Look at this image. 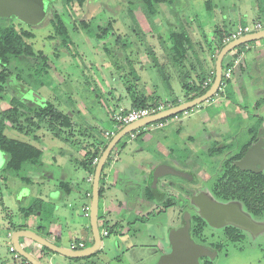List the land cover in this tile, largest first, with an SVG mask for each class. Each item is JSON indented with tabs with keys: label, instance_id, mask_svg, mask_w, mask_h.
Masks as SVG:
<instances>
[{
	"label": "rangeland",
	"instance_id": "rangeland-1",
	"mask_svg": "<svg viewBox=\"0 0 264 264\" xmlns=\"http://www.w3.org/2000/svg\"><path fill=\"white\" fill-rule=\"evenodd\" d=\"M50 1L56 3L53 11L63 15L70 40L67 39L64 43L59 36L54 35L49 13L37 25H28L11 17L7 22L16 27L22 26L33 33L29 41L35 50H42L48 56L50 69L47 75L36 77L30 75L35 64L32 59H29L12 69L9 80L16 85V95L22 101L32 102L31 106L35 105L36 102L29 97L30 93H36L44 101H50L59 110L67 112L74 126L71 129H64L60 136L53 135L44 123L39 129L30 130L28 134L19 133L11 128H6L5 133L10 137L28 140L43 149L41 165L32 168L31 174L47 172L53 176L54 180L67 175L70 178L68 179L70 185L75 180V189L80 188L84 192L91 191V185L86 182V173L78 164L82 158L81 149L94 139L108 141L105 131H115L108 112H111L112 105L117 102L124 107L130 106L132 92H128L127 86H133V91L136 93L150 94L153 97H159L162 101L174 97L182 98L179 74L190 72L192 75L193 71L189 67V59L176 63L177 61L169 56L171 46L168 38L169 31L186 29L198 57L207 61L210 51L214 48L213 42L217 29L235 27L242 21L243 11L247 10V6L250 7L253 0H167L166 3L158 6L159 14L152 16L151 19L139 2L129 4L127 0H86L79 6L65 5L62 0H46V6ZM50 9H52L51 5L48 11ZM261 18L264 20V13ZM109 23L111 27L102 37L97 38L95 33L109 26ZM150 47H153L156 52L158 64L149 54ZM229 53L224 57V65L232 60ZM17 74L21 75V81H17ZM11 93L12 90L7 91L3 94V98H0V110L9 107ZM248 104L250 103L246 100L243 105ZM248 108L251 110L252 107L248 106ZM213 110L217 111L218 108ZM196 111L197 106L189 109V114L179 115L178 120L170 117L168 124L152 132H146L147 136L144 132L142 133L143 128L154 127L156 122L137 129L138 134L135 139L127 141L129 134L125 135L114 147L105 163L104 170L110 164L120 163L122 155L118 157L117 162L111 158L120 147L125 149L133 147L132 149L135 150L137 147L134 148V146L140 145L147 149L152 142L154 144L159 142V145L154 147V160L161 163L172 162L174 167L184 166L182 160L190 156L186 147L190 135L189 129L200 123V114ZM235 119L239 121V117ZM262 122L264 124V120ZM33 135H38L39 138L34 140ZM244 139L245 137L237 140ZM125 141L127 142L124 143ZM196 144L194 153L199 156V159L195 161L200 165L206 161L208 168L215 165L213 170L217 171V158H215L217 156L212 159L209 152L212 143H208V149L205 148L207 149L205 155L202 143ZM158 150L164 152L168 150L173 153L166 156ZM132 153L137 155L135 151ZM6 160V153L0 150V169L3 168ZM6 176L7 179L0 181L2 195V198L0 197L2 199V203L0 202V259L11 263L13 253L9 251L10 243L4 219L9 213L7 217L19 220L18 205L27 206L31 202V197L37 193V185H29L28 194L24 199L19 200L16 193L25 186L23 180L11 174ZM169 177L175 184L193 186L189 179L176 175ZM215 177L201 183L210 190ZM131 181L135 183V186L132 184L128 186L130 187L128 194L136 195L138 192L136 178ZM181 194V191L177 189L170 190V195L178 197L179 204L185 200ZM115 195L114 191H104L100 196L98 211L100 229L103 228L102 218L105 215L109 222L110 233L102 236L101 249L91 257L90 264H157L158 257L168 250L167 229L178 227L183 214H178V206L163 210L162 205L166 195L162 200L154 199L152 210L139 207L136 213L133 209H125L127 213L105 214L104 199ZM80 197L82 202L80 201L74 207L72 214L74 218L87 222L89 218L84 216L82 204L90 202V198L85 194ZM135 198L138 200V196ZM4 206L7 208L5 209ZM59 210L62 212L64 208L60 206ZM123 217L127 221L125 225L130 228L125 234L117 232L118 227L116 229L111 225L112 222L120 221ZM251 218L255 224L254 227L247 230L240 229V238L227 237L224 226L204 228L205 243L214 244L218 250L211 264H264V212ZM23 219L21 218L22 222H24ZM159 225L163 227L162 230H158ZM82 236L86 239L84 234ZM202 264L205 262L203 261Z\"/></svg>",
	"mask_w": 264,
	"mask_h": 264
},
{
	"label": "crops",
	"instance_id": "crops-1",
	"mask_svg": "<svg viewBox=\"0 0 264 264\" xmlns=\"http://www.w3.org/2000/svg\"><path fill=\"white\" fill-rule=\"evenodd\" d=\"M243 13L244 18L238 24L251 23L254 20H260L264 26V20H262L261 18L264 10L260 12L259 0H253L250 4V7L247 6V10L245 9ZM233 28L234 26H231L229 28H222V37H224L226 33ZM188 35L190 37L189 32ZM220 36L221 35H217L216 32L213 42L214 48L210 51L209 59L207 61L198 57L196 49L193 48L192 39L190 37L192 45L189 48L185 58L182 61L178 62L180 63L185 59H189V67L190 69H192L193 74L191 75L190 72H186L185 74L183 72H180L179 79L182 86L183 96L182 98L174 97L177 98L179 102L186 100V92L183 89L184 82L187 81L191 85H194V87H196L197 85H199L200 80L204 81L211 76L214 78L215 60L219 51L216 49V47L217 43L219 42ZM152 50L154 51V55L158 63L157 55L153 47ZM232 50L242 52V54L240 55V60L236 65H234L231 76L226 81L225 85L220 88L218 92L210 99L197 106L196 112L200 114V123L198 122V124H196L194 128L190 127L189 129L190 135L188 139V145H186V147L187 150H189L190 156H187V159H181L183 163L191 164L193 162H196L195 160L199 159V156L194 153V146L197 142L202 143L201 146H204L203 153L205 155V152L208 149L207 147L209 146L208 143H212V145H210L211 149L215 145L220 146L231 144L235 139L233 135H235L239 131L245 130L247 127H249V125L254 124L255 117H261L262 121L264 120V40L258 39L255 41H251L242 44L241 47L238 46ZM231 51L230 53H228L232 57V60L231 62L228 61L225 65H230L235 57L234 55H232ZM169 56H171V58L175 60L173 54L170 53ZM225 65L223 59V68L225 67ZM180 66L182 67V64ZM201 86L203 87V85ZM189 93V95H193L195 91L191 90V92ZM174 98H169L166 100L170 101ZM246 100L250 103L247 106L243 105ZM117 104L121 105L119 102H117L113 104L112 107L116 106ZM248 106L252 107L250 108L251 110H249ZM216 108H218V110L214 111L213 109ZM237 117H239V121L235 119ZM251 117H253V119ZM247 120L249 121L247 122ZM168 123L169 122L160 126H157L156 124L154 125V127L150 128L145 127L143 128L144 131H142V133L144 132V134H146L147 136L146 132H152L154 131V129L158 127L161 128ZM234 124L237 125L234 126ZM132 132H134L135 136L131 138L128 135L127 141H130L137 137V130H134ZM127 141H125L124 143H126ZM103 142L104 141H97L94 139L91 140V142H88L87 145L83 149H81L82 158L79 160L78 164L84 169L86 173L85 180L91 185V189L93 173H91L90 170L84 166L83 160L85 158V153L88 147H90L91 150H94L95 148H100L102 145L101 143ZM157 144L159 145V142H155V144L154 142H152L151 146L147 149H144L140 145H135L134 148L137 147V149L135 150L132 149L133 147H128L127 149H125V147H120V149H117L113 154V156L111 157L113 161L115 160L117 162L120 155H122V160L118 165L112 164V166L110 164L106 170H104V168L102 170V193L104 191H114L116 193L115 196H107L104 199L103 209L105 211V214H110L112 212L123 214V212H126L125 209H133L136 213V211L138 210L137 208L139 207H144L149 210H152L154 208V191L152 193L153 196L149 198L148 190L153 189L148 187L144 173L154 167L155 163H160L159 161L154 160V147ZM205 148L207 149L205 150ZM40 149L43 156V149ZM132 151H135L137 155H134ZM158 151L161 153L163 152V154L166 156H168L169 153H173L168 150H166L167 152L160 150ZM215 155L216 154H210L212 159H215ZM34 167H30L27 171V175L30 177L31 182L26 183V181L24 180L23 182L26 187H28L29 185H37V193H35L31 197V202L34 199H40L43 204V209L41 211H37L35 214L30 215L27 218H24V222L21 221V218L23 217L18 212L20 218L19 220L13 219L15 221L14 225H10V217L8 216V219L7 214L9 213H7L4 219V222L6 221L5 226L7 230L13 232L15 229H29L50 239L55 244L65 248H70L72 242L83 243V247L91 245L93 242V236L89 219L86 222L80 218H74L72 214L74 207H76L77 204H79L81 201V195L85 194L86 197L90 198L91 202V191L85 190L83 192L82 189L80 190V188L79 190L78 188L75 189V180L70 185V181L68 180L70 178H68L67 175H63L61 179L57 178L54 180L53 176L51 174H47V172H37L36 174H31L32 168ZM133 178H136V185L138 186V192L136 195L128 194V188H130L128 186H130L131 184L132 186H135V183L131 181ZM1 180H3V178H0V181ZM61 182L69 183V192L59 186ZM26 195L27 193L21 197V200L24 199ZM143 195L150 200L144 199ZM136 196H138V200L137 198H135ZM0 197L2 198L1 194ZM90 202L82 204V211L84 206H90ZM60 206L64 208V211L61 212L59 210ZM4 207L7 208V206ZM18 208L19 207H17V211ZM10 216H12V214ZM102 220L103 222L107 221L105 215L103 216ZM99 221L100 219H98V223ZM146 221L148 222L149 219ZM126 222V219L123 217L122 220L114 221L111 223V225H113L114 223L118 224L117 232L125 234L130 230V228H128V225H125ZM162 228L163 227L159 225L158 230H162ZM102 229L106 228L103 227ZM82 234L86 236V239H84V236H82ZM107 235H109V233ZM89 241L91 242L87 244V242ZM19 242L27 251L31 252L35 257H37L45 264H71L72 262H75L76 264H90V259L94 255L91 254L85 257L71 258L55 253L53 251L47 252L41 248V245L25 237H20ZM10 245L12 244H9V246ZM80 248L81 247L77 246L76 249ZM25 260L26 259H24L22 256L20 258H14L13 256L11 263L2 261V259H0V264H26Z\"/></svg>",
	"mask_w": 264,
	"mask_h": 264
},
{
	"label": "trees",
	"instance_id": "trees-1",
	"mask_svg": "<svg viewBox=\"0 0 264 264\" xmlns=\"http://www.w3.org/2000/svg\"><path fill=\"white\" fill-rule=\"evenodd\" d=\"M86 0H62L65 5L77 4L79 6L83 5ZM129 4L133 2H139L141 7L146 11V14L150 19L152 16L159 14L158 6L161 3H166L167 0H127ZM260 12L264 10V0H259ZM13 16H4L0 17V98H3V94L7 91L12 90V95L9 99V107L0 110V150L6 153L7 160L0 172L4 173L3 180L7 179L5 174H11L14 176L21 177L22 180L26 181V183H30V177L27 175V171L30 167L38 166L41 164L42 151L39 147L34 145L32 142L7 136L5 133L6 128H11L16 130L22 134H28L30 130H37L44 123L52 132L53 135L60 136L64 129H71L74 125V122L71 116L62 110H59L55 105L50 101H43L42 103H35V105L31 106L32 102H24L22 99L16 95L15 84H13L9 79L12 75V69L17 68V65L32 59L34 61V70L30 75L40 76L47 75L49 73L50 65L48 63V56L42 50H35L29 41L33 37V33L22 27H16L14 24L7 22ZM51 24L53 26V31L55 36H59L62 41L65 43L67 39H69V32L67 28V24L63 19V15L61 13L54 12L50 18ZM84 25L86 23L82 21ZM111 27L106 26L105 28H101L97 33H95L97 38L102 37ZM217 35H221L219 37V42L217 43L216 49L219 50L224 42L222 41V32L223 29H217ZM51 37V36H50ZM119 38V37H118ZM168 38L171 42V46L169 47V51L173 54L175 60L182 61L189 48L191 47V39L188 35L186 29L175 30L172 29L169 31ZM70 40V39H69ZM240 45L239 47H241ZM149 54L156 61V57L153 54V50L149 48ZM154 56V57H153ZM158 64V63H157ZM17 81H21V75L17 74ZM203 80H200L199 85L194 87L189 82L183 83V89L186 92L185 99H192L197 95H200L205 92L208 87H202ZM127 90L130 95V106L126 107L130 108H138L144 107L148 105H157L159 103H164L165 106L176 105L179 103L177 98L171 99L170 101L164 100L162 101L159 97H153L150 94L133 91V86H127ZM192 91H195L193 95H189ZM165 119L159 120L164 121ZM258 124L262 122V120L257 121ZM117 131V130H116ZM115 131V132H116ZM33 139H38L37 135H33ZM110 139V138H109ZM108 139V141H109ZM107 141V142H108ZM107 142L101 143L100 148H95L94 150L87 148L85 153V158L83 160V164L86 168L90 170L91 173L94 172L95 164L92 162L94 157H99L101 151L106 146ZM220 150L211 149L210 154H216ZM110 157V156H109ZM234 180L229 178L224 182L228 184H232ZM250 179L245 178L243 183L250 184ZM258 182L257 179L254 180L256 184ZM221 186L222 183L217 184ZM216 185V186H217ZM61 188H64L67 192H69L70 186L68 182H61L59 184ZM103 191L101 178L99 183V193ZM158 193L157 190H148L149 198ZM254 198L258 201L264 200V192L263 189H258L255 185L254 187ZM0 198V202H1ZM2 203V202H1ZM261 203V202H260ZM173 204V201L170 198L165 199L163 202V207H168ZM42 201L40 199H34L27 206H19L18 211L19 214L23 218H27L30 215L35 214L37 211H41L43 209ZM6 209V207H4ZM10 225H14L13 218L9 219ZM109 223L107 221L103 222V227L106 228L108 233L109 231ZM204 220H198L197 224L194 226L192 236L196 239L204 238ZM117 229L118 224L114 223L112 225ZM100 228V227H99ZM228 237L231 239L237 238L234 235L233 231L228 230ZM41 248L47 252H51L48 248L41 246ZM205 264H211L209 259H206ZM26 264H31L27 262Z\"/></svg>",
	"mask_w": 264,
	"mask_h": 264
},
{
	"label": "water",
	"instance_id": "water-1",
	"mask_svg": "<svg viewBox=\"0 0 264 264\" xmlns=\"http://www.w3.org/2000/svg\"><path fill=\"white\" fill-rule=\"evenodd\" d=\"M46 4L44 0H0V17L13 16L18 20L28 24L37 25L41 23L46 17ZM264 38V28L255 32L241 35L225 43L218 51L215 60L214 78L208 89L204 93L195 96L192 99L180 101L176 105L167 106L164 109L153 113L151 115L140 118L136 121L130 122L117 130L107 142L104 149L101 151L98 160L95 164L92 189L91 202L89 209V222L93 236L91 245L80 248L71 249L61 247L55 244L50 239L38 234L29 229H15L13 232L7 230V237L9 243L12 244L15 251L19 253L24 259L31 264H45L35 257L31 252L27 251L19 242L20 237L28 238L49 250L71 258H80L96 253L102 246V235L98 223L99 211V183L102 170L106 161L116 144L130 132L145 127L153 122L162 119H167L183 111L192 109L200 105L204 101L210 99L215 95L221 85L223 59L225 55L232 49L258 39ZM32 101L43 104V98L36 93H30ZM254 147L248 148L243 159L236 162L239 167H244L246 160L253 155ZM148 187L157 190V182L161 177L166 175H176L183 178L191 179V174L177 169L172 165L166 163H159L155 167L149 169L144 173ZM28 187L19 189L17 198L21 199L23 195L28 194ZM198 195L191 197V202L198 207V215L210 227H221L224 225H233L240 228L248 229L252 226L250 219L242 214L236 203H220L217 201L198 200ZM144 199L150 200L143 195ZM198 201V202H197ZM184 224L180 227H170L166 231L168 251L162 253L158 259L157 264H201L200 257H208L212 261L216 252L209 249L207 246L195 242L189 233L190 229V214L185 211L182 215Z\"/></svg>",
	"mask_w": 264,
	"mask_h": 264
},
{
	"label": "flooded vegetation",
	"instance_id": "flooded-vegetation-1",
	"mask_svg": "<svg viewBox=\"0 0 264 264\" xmlns=\"http://www.w3.org/2000/svg\"><path fill=\"white\" fill-rule=\"evenodd\" d=\"M44 3L46 4V0H44ZM55 4H56L55 2L50 1L46 6L47 8L46 14L49 13L50 18L54 13L53 7H55L54 6ZM50 5L52 6V9L48 11V7ZM258 118L259 120H262L261 117H257V120L255 117L254 124L249 125V127H247L245 130L239 131L238 133L233 135L235 139L231 144L213 146V149L220 150L215 155L217 156L215 157L217 158V163H216L217 171L213 170V167L215 165L212 166V168H208L206 161L204 162V164L201 165L198 164L197 162H193L191 164L184 163V166L181 167L175 166V168L184 170L191 174V179L189 180L191 181V185H193L192 187L175 184L173 181H170L169 179L170 175L161 177L157 182L158 193H156L154 199L162 200L163 198H165L166 195L165 199L170 198L173 201V204L168 207H163V210H166L170 207L178 206V214L182 215L185 211L189 212L190 223H191L189 229L190 237L195 242L203 244L212 251H215L216 255L218 253V250H216L217 247H215L214 244L205 243L204 238L196 239L195 237L192 236L193 229L194 226L197 224V221L201 220L202 222L203 219L198 215V207H196V205L191 202V197L193 195L200 194L198 196V200L201 198L202 201L209 200V201H217L220 203H230V202L236 203L242 214L248 217L252 222V226L250 228L254 227L255 224L251 217L258 216L264 212V200L262 202L254 198L255 185L258 187V189L262 188L264 192V124H262L261 122L259 123V125H257ZM243 137H245L244 140L242 141L237 140L239 138L243 139ZM250 147H254L253 155L246 160L245 166L243 168L239 167L236 164V162L243 159L244 155L246 154V151ZM166 164L173 166L172 162L169 161H167ZM156 165L157 164L155 163L154 167ZM3 176L4 173L0 172V178H3ZM214 176H216L215 177L216 179L213 183V186L209 190L206 188L205 184L203 183L212 179V177ZM229 178H231V180H234L233 183L224 184V182ZM245 178L251 180L250 184L243 183ZM255 179L258 180L256 184L254 183ZM219 183H222V185L218 186L217 184ZM174 189L179 190V192L181 191L182 193L181 196L182 195L184 196L185 200H183L182 204L178 203V199H177L178 197H175V195H170V190L173 191ZM180 220L181 222L178 227L184 224L182 217H180ZM204 223H205L204 224V228H205L208 225L205 221ZM223 228L227 237H228L227 235L228 230H231L233 231L234 235L237 236V238H240L241 236L240 229H244L233 225H224ZM206 259L209 258L200 257L201 264Z\"/></svg>",
	"mask_w": 264,
	"mask_h": 264
},
{
	"label": "built area",
	"instance_id": "built-area-1",
	"mask_svg": "<svg viewBox=\"0 0 264 264\" xmlns=\"http://www.w3.org/2000/svg\"><path fill=\"white\" fill-rule=\"evenodd\" d=\"M263 28H264V26L260 20H254L251 23L237 24L232 30H230L229 32L226 33V35L223 37L222 41L225 44L228 41L235 39L241 35L251 33V32H255V31L261 30ZM231 52H232V55H234L235 57H234V59L230 65L227 64L223 68L220 88H222L225 85L226 81L230 78L231 72L233 71V67H234V65H236L239 62L240 57H241L240 55L242 54L241 51L237 52L236 50H232ZM212 81H213V77L212 76L208 77L207 79H205L203 81V83H202L203 87L209 86L212 83ZM165 107L166 106L164 103H159L157 105H148V106L138 107V108H130V109H127L126 107H124L122 105H116L112 108L111 112H109V118L112 121V123L115 127V131H116V130H119L124 125H126L130 122L136 121L140 118H143L145 116L156 113V112L164 109ZM188 112H189V110H186V111L178 113L172 117L174 119L178 120L180 118L179 115H182V114L187 115ZM169 118L165 119L164 121H157L156 122L157 126H160V125L167 123ZM115 131L114 132L105 131L104 134H105L106 138L109 139L112 137V135L115 133ZM129 136L131 138H133L135 136L134 132H130ZM97 160H98V157H94L92 162L94 164H96ZM89 209H90L89 205H86L83 207L84 216L89 217ZM100 231H101L102 236H105L108 234V231L106 229H102ZM77 246L82 248L84 246V244L72 242L70 245V248L76 249ZM9 251L13 252L14 258H20L21 257V255L15 251V249L12 245L9 246ZM25 262L27 263L28 261L25 260Z\"/></svg>",
	"mask_w": 264,
	"mask_h": 264
}]
</instances>
